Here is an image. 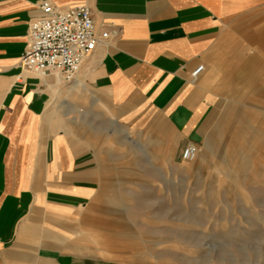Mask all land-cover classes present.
Returning <instances> with one entry per match:
<instances>
[{"label":"crops","instance_id":"crops-1","mask_svg":"<svg viewBox=\"0 0 264 264\" xmlns=\"http://www.w3.org/2000/svg\"><path fill=\"white\" fill-rule=\"evenodd\" d=\"M43 1L91 9L99 40L70 81L19 66ZM260 29L264 0H0V264H82L65 246L74 235L69 228L82 219L77 211L92 199L87 193L99 160L73 147L69 125L101 109L112 115L109 107L127 117L152 110L174 129L181 150L202 135L212 97L197 79L206 67L203 83L220 74L219 65H210L214 46L234 30ZM248 37L264 47V32ZM261 57L258 50L251 56ZM239 61L245 68L247 60ZM154 131L137 129L140 139L149 134L148 144L162 140ZM210 144L201 149L205 157ZM113 148L108 137L99 146ZM83 235L100 242L98 234Z\"/></svg>","mask_w":264,"mask_h":264},{"label":"rangeland","instance_id":"rangeland-1","mask_svg":"<svg viewBox=\"0 0 264 264\" xmlns=\"http://www.w3.org/2000/svg\"><path fill=\"white\" fill-rule=\"evenodd\" d=\"M256 32L264 30H234L223 38L210 60L220 74L203 83L206 67L197 79L212 100L201 138L192 142L200 149L193 161L180 158L174 129L152 110L127 117L109 107L112 115L101 109L68 126L73 147L99 160L87 193L92 199L69 228L70 258L82 264H264V47L248 37ZM241 42L248 48L240 49ZM257 50L262 57L252 60ZM149 126L161 141L148 144L146 133L140 139L137 129ZM107 137L114 148L100 150ZM86 233L100 235V242Z\"/></svg>","mask_w":264,"mask_h":264},{"label":"built area","instance_id":"built-area-1","mask_svg":"<svg viewBox=\"0 0 264 264\" xmlns=\"http://www.w3.org/2000/svg\"><path fill=\"white\" fill-rule=\"evenodd\" d=\"M40 15L29 23L28 40L19 56L22 70L36 74L57 72L64 81L72 80L81 64L94 50L98 36L90 7L78 3L60 8L49 1L39 5ZM203 65L192 72L196 78ZM198 147L189 142L181 150L183 161H193Z\"/></svg>","mask_w":264,"mask_h":264},{"label":"bare ground","instance_id":"bare-ground-1","mask_svg":"<svg viewBox=\"0 0 264 264\" xmlns=\"http://www.w3.org/2000/svg\"><path fill=\"white\" fill-rule=\"evenodd\" d=\"M198 151H199V149L197 150V155H196V156H197V158H198V156H199V154H198ZM203 157H204V156H203ZM202 164H203V163H202Z\"/></svg>","mask_w":264,"mask_h":264}]
</instances>
